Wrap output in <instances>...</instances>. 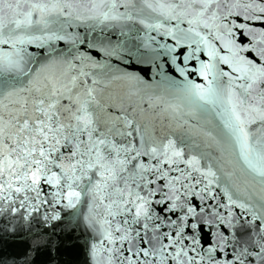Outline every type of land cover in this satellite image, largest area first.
I'll return each mask as SVG.
<instances>
[{
    "label": "snow or ice",
    "instance_id": "1",
    "mask_svg": "<svg viewBox=\"0 0 264 264\" xmlns=\"http://www.w3.org/2000/svg\"><path fill=\"white\" fill-rule=\"evenodd\" d=\"M21 237L23 264H264V0H0Z\"/></svg>",
    "mask_w": 264,
    "mask_h": 264
},
{
    "label": "water",
    "instance_id": "2",
    "mask_svg": "<svg viewBox=\"0 0 264 264\" xmlns=\"http://www.w3.org/2000/svg\"><path fill=\"white\" fill-rule=\"evenodd\" d=\"M130 71H138V67H133L129 69ZM143 75V73H141ZM199 82V81H198ZM23 237L18 240H9L6 243L0 245V258H4L8 261L16 260L20 264H23L25 260V249L26 245L21 242ZM29 256L32 254L29 252ZM54 259H49L46 253H41L38 256L33 257L36 260V264H58V262L72 260L74 264H81L83 256H77L68 252L62 253H52Z\"/></svg>",
    "mask_w": 264,
    "mask_h": 264
}]
</instances>
